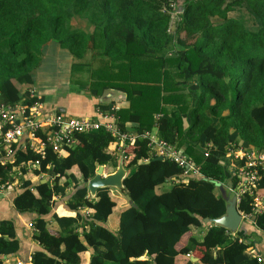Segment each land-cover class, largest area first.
<instances>
[{
  "label": "trees",
  "instance_id": "1",
  "mask_svg": "<svg viewBox=\"0 0 264 264\" xmlns=\"http://www.w3.org/2000/svg\"><path fill=\"white\" fill-rule=\"evenodd\" d=\"M244 10L254 27L231 15ZM73 19L88 21L93 31L75 27ZM51 42L74 56V69L86 68L88 78L79 82L88 83L93 97L107 89L127 94L128 105L117 112L123 131L141 134L156 126L207 179L175 183L182 169L157 160L148 140L139 139L123 160L126 169L134 168L123 182L131 201L111 187L91 198L87 182L99 166L107 174L119 166L115 138L105 129L80 133L75 146L57 152L46 142L45 128L39 134L44 158L33 173H44L46 182L24 178V165L41 157L26 139L12 161L0 164V185L21 183L16 210L37 214L31 226L40 248L30 263L264 264L250 254L244 230L233 234L203 223L226 211L214 183L230 179L236 186L229 167L244 164L226 160L227 146L240 143L264 152V0H0V103L42 102L31 94L33 69ZM19 166L23 175L13 172ZM75 167L79 178L71 171ZM262 173L238 209L264 230V210L253 211L254 198H264ZM167 182L173 184L169 190L163 189ZM55 197L65 198L66 211L58 212ZM118 212L113 231L107 221ZM191 226L206 229L202 238ZM19 249L12 221H0V253L7 256L0 264H19Z\"/></svg>",
  "mask_w": 264,
  "mask_h": 264
},
{
  "label": "built area",
  "instance_id": "2",
  "mask_svg": "<svg viewBox=\"0 0 264 264\" xmlns=\"http://www.w3.org/2000/svg\"><path fill=\"white\" fill-rule=\"evenodd\" d=\"M34 97L40 99L35 88L31 90ZM122 107L120 101L113 102L106 110H99L94 117H73L62 113L47 111L41 101L27 107L22 104L0 103V162L13 160V153L21 137H26L29 146L41 157L35 161H28L25 166L29 171L39 170L40 160L44 158L45 142L40 137V131L49 128L46 133V142L51 145L54 151H61L64 148H72L76 145L77 135L105 129L116 140V153L119 162L129 158L126 149L135 144L139 139L149 142L153 157L162 156L174 162L182 169L181 176L175 179V183H183L191 177H202L201 168L195 164L193 159L176 145L169 143L157 132L156 126L152 131L125 132L119 124L117 112ZM209 151L205 150V156ZM226 160H243L244 164L229 167L233 175L237 178L236 186L231 190L237 195V204L246 194H253L257 186V181L264 172V152L255 148H246L240 143H230L226 148ZM143 159L140 162H148ZM224 160H220L223 164ZM107 174V173H105ZM3 185V184H2ZM0 185V187H4ZM264 210V198L256 196L253 201V211L261 213ZM85 214H89V209L84 208ZM245 219H252V214L240 212ZM264 231V230H263ZM235 234V233H234ZM242 240V239H241ZM258 261L264 259L259 256ZM0 258L7 257L0 253Z\"/></svg>",
  "mask_w": 264,
  "mask_h": 264
},
{
  "label": "crops",
  "instance_id": "3",
  "mask_svg": "<svg viewBox=\"0 0 264 264\" xmlns=\"http://www.w3.org/2000/svg\"><path fill=\"white\" fill-rule=\"evenodd\" d=\"M72 24L77 26V23ZM81 24L84 27H80L86 33H91L93 31L94 26L90 24L86 20H81ZM48 50L54 51L57 53V57L55 61H53V72L55 73L56 70V78H65L67 79L66 85L61 87L58 91L51 92V91H43L41 89V85L36 83L35 74V90L37 94L42 97V102L45 105V109L47 111H54L58 113H62L67 116L73 117H94L97 116L99 112V104H105L111 106L113 102L120 101L122 106H127L128 102L126 101V97H117V90L112 89V91H108L103 96V102H100L99 98L93 97L89 91L88 83L79 82V80H83L88 78V73L86 68H77L74 69L73 65L77 62L74 56L65 48L61 47L59 44L55 42H51L47 45L44 49L43 57H45ZM92 54L91 49L87 52V60L89 59L90 55ZM56 60H58L56 62ZM130 126V125H129ZM26 137H21L19 140V144L21 145L25 141ZM1 161V160H0ZM1 166H4L5 162H0ZM26 172H22V166L14 167L13 172L17 175H23L24 178L32 179L33 181H47V176L44 173L34 174L32 171H29L28 168L24 165ZM76 174L79 178L78 169L73 168L71 170ZM115 172V171H113ZM111 172V173H113ZM131 172V171H130ZM105 173H107L105 171ZM20 181L15 180L10 184H3L0 187V221L3 220H11L14 227L17 238L20 242V249L18 251L17 262L19 264H26L30 263V259L33 253L40 248V246L33 240V229L31 223L34 218L37 217L35 213H20L13 204L14 197L21 191ZM70 190H68L69 192ZM70 193V192H69ZM55 205L59 209H63L65 205V198H58L55 197ZM54 210V209H53ZM82 212L85 214L84 209ZM51 219V216H49ZM54 222H52L53 224ZM119 225V215L113 214L107 221V226L113 230L117 231ZM244 231H245V239L252 243L251 249H249L250 254L257 255V253L264 252V231L258 228L253 219H245L244 222ZM56 229V228H54ZM191 229L199 239L205 234V230H201L199 227L191 226ZM257 234L262 236L261 240H258L254 235ZM193 261L198 260L196 257H192Z\"/></svg>",
  "mask_w": 264,
  "mask_h": 264
},
{
  "label": "water",
  "instance_id": "4",
  "mask_svg": "<svg viewBox=\"0 0 264 264\" xmlns=\"http://www.w3.org/2000/svg\"><path fill=\"white\" fill-rule=\"evenodd\" d=\"M177 11H180V8L177 9ZM108 91H112V89H107L104 91V94L99 98L100 102H103V96ZM117 97H125V92L117 90ZM157 160H164L162 156H159L156 158ZM128 171L124 167L123 163L120 162L118 168L115 170V172L110 174H105V167L103 165L99 166V168L96 171V174L91 177L87 182V188L89 191V196L91 198H94L96 196L97 190L99 188H116L120 192L124 193L126 196V199L128 201H131V196L126 192L124 187V179L127 177ZM201 179H207L205 176L200 177ZM42 181V183H44ZM216 187L219 189L221 196L226 202V211L225 213L218 218H206L203 220L204 225H220L226 228L230 233H236L237 231L244 230V218L242 214L240 213L238 209L237 204V195L231 190L232 184L230 182V179L228 183H214ZM135 208L138 207L137 204H133ZM255 219L254 217L252 218ZM257 255L261 256L264 259V252L257 253ZM7 257V256H6ZM26 264H32V263H26Z\"/></svg>",
  "mask_w": 264,
  "mask_h": 264
},
{
  "label": "rangeland",
  "instance_id": "5",
  "mask_svg": "<svg viewBox=\"0 0 264 264\" xmlns=\"http://www.w3.org/2000/svg\"><path fill=\"white\" fill-rule=\"evenodd\" d=\"M181 4V3H179ZM179 8L182 6L181 5H177ZM232 16L241 19L244 24L249 27L252 28L255 25V20L254 18L246 13V11L244 10V14L239 13L237 11H234L231 13ZM73 23H77V26L80 27H84L81 24V20L80 19H73L72 20ZM57 57V53H55L54 51L48 50L45 57L41 56L39 63L37 64V66L33 69V73L35 74V78H36V83L40 84L41 89L45 92L47 91H51L52 93L55 91H58L59 89H61V87L66 85V77L65 78H56V70L55 73L53 72V61H55ZM58 60H56L57 62ZM106 170H109L108 168ZM134 170L133 167L131 168H127L128 173L130 171ZM172 182H167L166 184H164L163 189H171L172 187ZM112 188V187H111ZM113 193H122L119 190H117L116 188H112ZM124 194V193H122ZM119 215V212L116 213ZM258 240L262 239V236H259L257 234L254 235Z\"/></svg>",
  "mask_w": 264,
  "mask_h": 264
}]
</instances>
